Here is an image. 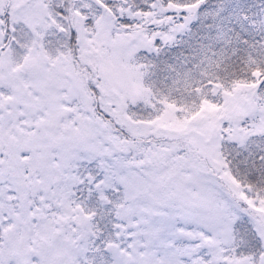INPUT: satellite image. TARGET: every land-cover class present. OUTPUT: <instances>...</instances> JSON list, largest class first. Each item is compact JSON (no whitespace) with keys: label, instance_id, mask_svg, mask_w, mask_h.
<instances>
[{"label":"snow or ice","instance_id":"obj_1","mask_svg":"<svg viewBox=\"0 0 264 264\" xmlns=\"http://www.w3.org/2000/svg\"><path fill=\"white\" fill-rule=\"evenodd\" d=\"M0 264H264V0H0Z\"/></svg>","mask_w":264,"mask_h":264}]
</instances>
